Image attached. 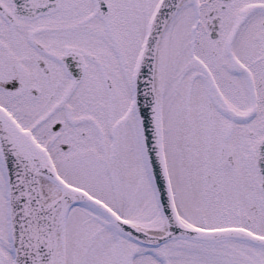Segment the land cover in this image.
Instances as JSON below:
<instances>
[{
    "label": "snow or ice",
    "instance_id": "1",
    "mask_svg": "<svg viewBox=\"0 0 264 264\" xmlns=\"http://www.w3.org/2000/svg\"><path fill=\"white\" fill-rule=\"evenodd\" d=\"M0 264H264V0H0Z\"/></svg>",
    "mask_w": 264,
    "mask_h": 264
}]
</instances>
